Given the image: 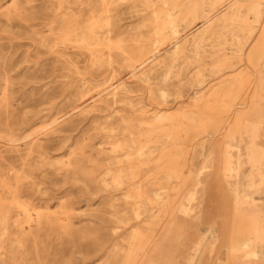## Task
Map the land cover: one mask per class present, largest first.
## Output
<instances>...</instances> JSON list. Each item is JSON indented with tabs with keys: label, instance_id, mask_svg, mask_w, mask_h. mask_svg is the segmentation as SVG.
Listing matches in <instances>:
<instances>
[{
	"label": "rangeland",
	"instance_id": "1",
	"mask_svg": "<svg viewBox=\"0 0 264 264\" xmlns=\"http://www.w3.org/2000/svg\"><path fill=\"white\" fill-rule=\"evenodd\" d=\"M0 264H264V0H0Z\"/></svg>",
	"mask_w": 264,
	"mask_h": 264
},
{
	"label": "bare ground",
	"instance_id": "2",
	"mask_svg": "<svg viewBox=\"0 0 264 264\" xmlns=\"http://www.w3.org/2000/svg\"><path fill=\"white\" fill-rule=\"evenodd\" d=\"M217 1V0H216ZM229 3V2H228ZM243 12V11H242ZM241 13V12H240ZM170 14V16L171 17H174V15H175V13H169ZM239 15H241V14H239ZM175 18V17H174ZM171 19V18H170ZM171 22H172V20H171ZM185 22V21H184ZM166 24V23H165ZM172 25V24H171ZM167 26V25H166ZM176 28V27H175ZM163 30H164V28H163ZM176 29H174V31H175ZM173 31V32H174ZM163 33V32H162ZM167 40H170V39H167ZM164 42H165V40H164ZM211 60V59H210ZM88 104V103H87ZM3 116V115H2ZM231 172V167H228V169H226V174H229ZM221 181H220V179L219 180H216V182H214L213 183V188H214V192L216 193V194H218V195H222V193H220V188H221ZM238 191V190H237ZM201 198V197H200ZM224 202H225V200H224ZM227 206H229V205H226V207ZM228 209H230V208H228ZM190 211V210H189ZM224 221V220H223ZM228 224V223H227Z\"/></svg>",
	"mask_w": 264,
	"mask_h": 264
}]
</instances>
